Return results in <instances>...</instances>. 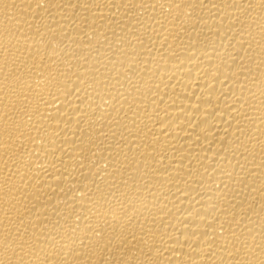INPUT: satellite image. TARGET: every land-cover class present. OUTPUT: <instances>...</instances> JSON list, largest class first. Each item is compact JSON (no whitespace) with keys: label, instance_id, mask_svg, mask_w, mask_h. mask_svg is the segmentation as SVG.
<instances>
[{"label":"bare ground","instance_id":"1","mask_svg":"<svg viewBox=\"0 0 264 264\" xmlns=\"http://www.w3.org/2000/svg\"><path fill=\"white\" fill-rule=\"evenodd\" d=\"M0 264H264V0H0Z\"/></svg>","mask_w":264,"mask_h":264}]
</instances>
